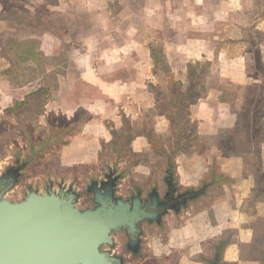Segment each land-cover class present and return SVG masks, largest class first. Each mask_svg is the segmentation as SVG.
I'll use <instances>...</instances> for the list:
<instances>
[{
  "label": "crops",
  "instance_id": "1",
  "mask_svg": "<svg viewBox=\"0 0 264 264\" xmlns=\"http://www.w3.org/2000/svg\"><path fill=\"white\" fill-rule=\"evenodd\" d=\"M257 1L58 0L63 13L69 2H81L98 30L79 43L80 50L65 54L70 67L51 69L58 73L53 110L73 123L82 115L57 156L59 168L71 171V182L73 175L86 181L101 173L114 156V134L127 124L142 128L152 119L161 127L154 140L167 138L162 126L169 121L154 113V93L168 92L162 82L168 74L157 57L163 56L174 82L199 80L205 68L187 111L195 142L207 146L175 156L174 183L181 190L212 185L186 212L165 217L161 229H145L144 249H222L220 264H243L239 250L264 249V117L245 142L240 132L249 91L259 84L255 57L245 44L248 30L259 34L264 66V19L246 18L257 11ZM62 44L54 34H43L39 50L55 59ZM148 141L147 134H137L128 149L141 153ZM182 264L203 263L187 257Z\"/></svg>",
  "mask_w": 264,
  "mask_h": 264
},
{
  "label": "rangeland",
  "instance_id": "2",
  "mask_svg": "<svg viewBox=\"0 0 264 264\" xmlns=\"http://www.w3.org/2000/svg\"><path fill=\"white\" fill-rule=\"evenodd\" d=\"M94 5L98 6L95 2ZM82 6L81 2L74 4L69 2L67 12L63 13L60 10L65 8L59 6L58 0H0V174L17 159L21 164L26 161L30 163L26 169H23L16 187L7 195L11 201L23 199L30 189L43 192L50 183L55 186L60 181H66L81 194L79 208L92 206L91 197L85 193L86 184L92 178L103 179L107 167H112L122 177L117 190L118 196L130 198L141 192L145 198L154 185H158L160 192L163 193L165 170H169L174 181L175 156L180 153L190 154L207 146L205 141L195 142V127L191 124L187 111L188 105L197 96L195 90L200 89L202 76L199 80L195 79L189 83L174 82L169 76L168 68L164 66L163 56L160 55L157 57L159 64L163 72L168 74L167 79L162 77L163 85L168 86V92L162 95L154 93L156 102L154 113L163 114L169 121L166 126H162V129L166 130L167 138L154 140L153 135L158 134V129L161 127H156L152 119L147 127L140 128L127 124L122 132L114 134L115 153L108 159V165L104 166L101 173H95L86 181H80L78 175H73L75 179L71 182V171L59 168L57 156L61 146L66 144L65 140L77 132L82 115L79 114L73 123L57 110H53L55 106L51 102L55 101V91L50 85L51 89L47 93L41 92L42 76L35 78V73H29L32 66L20 62L24 51L30 47H23L17 42L33 41L32 45L35 42L40 44L43 34L52 33L63 42L58 50L61 56L53 59L42 54L43 73L57 66L63 69L70 67L64 60L65 54L80 50L79 43L92 35V32L98 31L97 19L92 14L84 13ZM257 7L256 12L247 14L248 20L264 19V0L257 1ZM248 31L245 35V44L255 57L254 76L259 80V84L250 89L249 99L242 113L240 128V132H244L242 142L246 141L250 132L255 133L256 130H260L258 120L264 117V66L260 62V54L256 47L258 33ZM11 40L16 43H12ZM30 53L35 57L32 50ZM17 58L20 61H17ZM24 67H27V72L23 70ZM203 70L205 68L202 67L201 71ZM157 87L158 81L155 84V88ZM151 89L154 90L153 85ZM142 133L147 134L149 141L147 144L144 143L143 152L133 154L128 149L129 142L135 135ZM120 163L123 166L119 168ZM148 172L152 175L147 174ZM204 185H208L207 192L212 184L209 185L205 181L197 188L200 189ZM177 189L179 191V188ZM192 204H196V201L189 202L181 212H186ZM171 214L174 215L172 212L169 215ZM150 227L154 226H146L145 229ZM115 241L119 249H123L126 243L124 235L117 236ZM160 250L141 249L138 255L128 258L126 264H182L187 257L202 263L204 258L201 253L210 261L214 252L222 249L193 251L168 249L161 250L162 254ZM239 252L243 264H264V249H241ZM227 264H235V262Z\"/></svg>",
  "mask_w": 264,
  "mask_h": 264
},
{
  "label": "water",
  "instance_id": "3",
  "mask_svg": "<svg viewBox=\"0 0 264 264\" xmlns=\"http://www.w3.org/2000/svg\"><path fill=\"white\" fill-rule=\"evenodd\" d=\"M29 164L17 159L0 174V264H126L144 249L146 226L161 229L165 217L178 215L204 196L208 186L178 193L167 169L163 193L154 185L145 198L141 192L123 198L117 195L121 175L107 167L103 179L92 178L86 184L92 206L79 208L81 194L66 181L9 200L7 195ZM119 235H124L127 249L115 244ZM220 252L210 261L201 253L202 263L220 264Z\"/></svg>",
  "mask_w": 264,
  "mask_h": 264
},
{
  "label": "trees",
  "instance_id": "4",
  "mask_svg": "<svg viewBox=\"0 0 264 264\" xmlns=\"http://www.w3.org/2000/svg\"><path fill=\"white\" fill-rule=\"evenodd\" d=\"M11 41H12V43H16V41H13V40H11ZM32 43H34V42L33 41L17 42V44H22L23 47L24 46L30 47L24 51V56L22 58V61H20L18 58H17V61H20L23 64H28L27 66H32V67H30L31 72H29V73L30 74L35 73V78L37 76H40V75L42 76L43 81H42V86L40 88L41 92L44 91V93H47L49 91V89H51V88L53 89V91H56L58 88V84H57V74L58 73L54 70L47 72V73H43V70H44V65H43L44 60L43 59L44 58H43L42 53L39 50V44H37L35 42V44H34L35 46H34V45H32ZM30 50L33 51L35 57L32 56V53H30ZM15 58L16 57L14 56V59ZM23 70L27 72V67H24ZM205 72H206L205 70L201 71L200 75L201 76L204 75Z\"/></svg>",
  "mask_w": 264,
  "mask_h": 264
},
{
  "label": "flooded vegetation",
  "instance_id": "5",
  "mask_svg": "<svg viewBox=\"0 0 264 264\" xmlns=\"http://www.w3.org/2000/svg\"><path fill=\"white\" fill-rule=\"evenodd\" d=\"M15 167H18L19 169L21 168L18 162H16V166H15ZM10 168H11V167H10ZM209 185H210V184H209ZM202 187H203V186H202ZM202 187H201V188H202ZM201 188H200V189H201ZM30 190H32V189H30ZM170 190H171V191H174V187L172 186V188H170ZM197 190H199V189H190V190H181V189H179L178 193H186V192H189V191H197ZM28 192H29V190H28ZM28 192H27V193H28ZM205 194H206V191H205ZM202 197H203V196H202ZM200 198H201V197H199L197 200H199ZM197 200H195V201H197ZM192 202H194V201H192ZM182 210H183V209H182ZM180 213H181V212H180ZM180 213H179V214H180ZM173 214H174V213H173ZM179 214H178V215H179ZM174 215H175V214H174ZM126 245H127V244H125V245L123 246V249H127ZM133 256H134V255H132V257H133Z\"/></svg>",
  "mask_w": 264,
  "mask_h": 264
}]
</instances>
